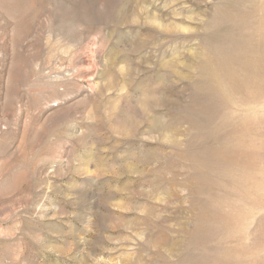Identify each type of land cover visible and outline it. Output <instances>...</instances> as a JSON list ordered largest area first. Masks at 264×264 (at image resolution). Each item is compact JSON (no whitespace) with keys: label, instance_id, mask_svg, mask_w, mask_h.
<instances>
[{"label":"rangeland","instance_id":"obj_1","mask_svg":"<svg viewBox=\"0 0 264 264\" xmlns=\"http://www.w3.org/2000/svg\"><path fill=\"white\" fill-rule=\"evenodd\" d=\"M0 264H264V0H0Z\"/></svg>","mask_w":264,"mask_h":264}]
</instances>
